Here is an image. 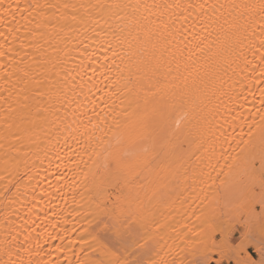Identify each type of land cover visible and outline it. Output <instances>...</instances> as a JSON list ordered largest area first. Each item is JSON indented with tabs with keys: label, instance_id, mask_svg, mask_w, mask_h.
<instances>
[{
	"label": "bare ground",
	"instance_id": "6f19581e",
	"mask_svg": "<svg viewBox=\"0 0 264 264\" xmlns=\"http://www.w3.org/2000/svg\"><path fill=\"white\" fill-rule=\"evenodd\" d=\"M9 2L20 8L0 10V264H95L108 258L89 247L101 209L136 229L146 193L200 191L239 145L264 155L260 0ZM173 207L159 219L198 211ZM178 229L179 242L198 232Z\"/></svg>",
	"mask_w": 264,
	"mask_h": 264
},
{
	"label": "rangeland",
	"instance_id": "374dc122",
	"mask_svg": "<svg viewBox=\"0 0 264 264\" xmlns=\"http://www.w3.org/2000/svg\"><path fill=\"white\" fill-rule=\"evenodd\" d=\"M239 146H236V148L234 147V152L231 151L232 154L229 153L227 156L225 155V158L223 160L221 159L222 161L217 160L213 163L214 170L211 173L214 175H211L210 173V176L202 179L203 184L200 191L187 197L176 196L171 199L168 195L161 193V190H159V193H156L158 192L157 190L152 191L153 193L151 194L146 193V195L148 194L147 196H150L152 201H154L152 203V210L145 211L142 218L140 217L141 221H139V225L136 226V230L140 234H143L144 237L141 242L145 243V247L136 253V257L142 259L144 264H150V261H155L156 264H163L164 261L169 262V264H187V262L193 258L203 259L206 261V264H217V261H221L222 264H237V260L242 258H249L257 262L262 259L261 252L259 250L264 248V234L260 232L258 226V217L261 214V207L258 203V194L260 192V167L262 166V156L264 155H260L258 152L254 151L256 149L254 148V150L251 151L252 155L250 153V155L245 156V152L242 150L244 147L241 148L242 146H240L239 148ZM239 150L240 153L243 151L241 154L244 153L243 156H245L242 160L238 157L241 155H239ZM228 155L230 158H228ZM247 157H249L247 160L249 173L247 172L248 174L246 173L245 175V172L241 171V167L242 161H246ZM238 158L240 160H238ZM229 159L232 160L236 169L232 168L231 174L227 176L223 173V171H225L223 167L231 165V161ZM226 162H228V164ZM238 163L241 164V166ZM216 166H219L218 168H220L217 171L216 169L218 168ZM253 174L256 177V185L252 188L251 193L246 194L245 190L246 186L249 184V177ZM228 186V189L232 192L234 199L233 203H229L231 204L230 206H226V202L223 200V193L226 191L224 188ZM229 190L227 191L229 192ZM252 193L256 194V202H253L251 199ZM156 195H158V199H156ZM179 200H182V205L184 206H196L197 208L195 209L198 211H195L197 213L186 212L182 215V217L180 214L173 213L171 216H167L168 218L164 217L162 219L161 217L164 221L162 222L158 216L161 213L168 211L171 213L173 208H176L173 206H175ZM241 217H243V219H241ZM152 218L153 221L151 222ZM208 218L210 220H208ZM156 220H158L159 223L155 222ZM182 224L186 227H198V232L185 241L179 242L181 237H179L177 232H179L178 228L183 226ZM249 224H251L250 232ZM210 225H212L216 231L212 233L211 239L208 240L209 247L205 250L202 246H199L198 242L205 239ZM169 229L171 231L175 230V232H171ZM220 229L225 230V235L228 238V246L232 249V251H229L228 248H225L223 251L221 250L222 246L219 244ZM229 229L230 231H228ZM170 233H174V236L173 238L167 240L171 237V235L168 236ZM245 233H249V238L244 242L243 253L241 255H237L235 245L240 243L241 237ZM165 235L168 237L165 238ZM212 240L217 242L215 247L211 246ZM256 248L258 250H256ZM194 250L196 252L195 256L193 254Z\"/></svg>",
	"mask_w": 264,
	"mask_h": 264
},
{
	"label": "snow or ice",
	"instance_id": "6c2138e0",
	"mask_svg": "<svg viewBox=\"0 0 264 264\" xmlns=\"http://www.w3.org/2000/svg\"><path fill=\"white\" fill-rule=\"evenodd\" d=\"M35 7H39V5H36ZM67 7V5H65ZM114 7H119V5H114ZM168 7H172L169 5ZM179 7V5H177ZM240 7H243L245 9L254 8V5H242ZM20 5L17 3L13 5L11 2L5 3V0H0V10H2V14L4 16H7L10 12H15L16 9H19ZM259 9L261 13H264V0H260ZM24 11H27V9H21V14H23ZM13 19H15V15L13 16ZM75 19V17H73ZM261 47L264 48V40L261 41ZM115 54V53H114ZM260 63H258L254 68L253 71L255 72L256 68L260 69L259 77L256 80V86L260 87V108L264 109V87H261V85H264V52H261V54L256 57ZM95 71V69H93ZM91 79V78H89ZM84 85L81 84V90L83 91ZM251 88V86H250ZM43 95V94H41ZM69 103H72L71 100H69ZM93 104H95V101H92ZM86 108V103H85ZM261 121L264 122V113H261ZM252 131H249L248 136H252ZM89 136L91 138L90 134L85 130L84 132H81V136ZM241 138H243V129H241ZM245 144L249 143V141L245 140ZM262 152H264V136H262ZM115 161V171L119 172L121 168V161L118 156L114 157ZM106 168L109 167V165L105 166ZM112 175V173H109L108 176ZM108 176H106L104 179L101 180V182L97 185V191L103 192L105 181L108 179ZM259 184H260V192H259V200L258 203L261 207V214L258 217V226L260 229V232L264 234V156H262V166L259 174ZM256 185V177L255 175H251L249 177V184L246 186V194L251 193L252 188H254ZM251 199L253 202H256V194H251ZM99 207V206H98ZM243 219V217H241ZM94 222L97 229V235L92 236L91 243L89 244V247H91L92 244H97L100 248V250L104 253L105 256H107V259H101L99 261H96L95 264H144V261L140 258L136 257V253L140 251V249L145 247V243H142L143 240V234H140L133 224L128 223L125 224L119 217L113 215L109 211L101 209L95 216ZM216 229L210 225L208 233L204 240L199 241V246H202L205 250L209 247L208 240L211 239L212 233H214ZM230 231V229L228 230ZM251 231V224H249V232ZM111 233V236L108 237L106 234ZM103 234V235H102ZM249 238V233H245L241 237V241L239 244L235 245V250L237 252V255H241L243 253L244 248V242L246 239ZM101 239H108L109 243H101ZM216 241L212 240L213 247L216 246ZM111 244V247L109 246ZM219 244L222 246L221 250L223 251L225 248H228L229 251H232L231 248L228 246V238L225 235V230L220 229V240ZM261 252L262 259L257 262L254 260H251L249 258H242L237 260V264H264V248H261L259 250ZM194 256L196 255V252L194 250ZM129 257H132L131 259ZM15 264V262H13ZM23 264V262H21ZM150 264H156L155 261H150ZM163 264H169V262L164 261ZM187 264H206V261L203 259H197L193 258L187 262ZM217 264H222L221 261H217Z\"/></svg>",
	"mask_w": 264,
	"mask_h": 264
}]
</instances>
